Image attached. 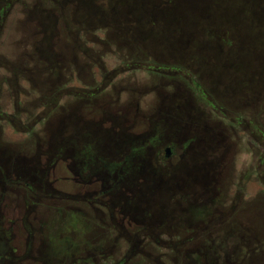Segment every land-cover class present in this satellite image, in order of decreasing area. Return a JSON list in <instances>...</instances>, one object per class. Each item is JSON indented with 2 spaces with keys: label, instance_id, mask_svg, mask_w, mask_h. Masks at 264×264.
<instances>
[{
  "label": "rangeland",
  "instance_id": "374dc122",
  "mask_svg": "<svg viewBox=\"0 0 264 264\" xmlns=\"http://www.w3.org/2000/svg\"><path fill=\"white\" fill-rule=\"evenodd\" d=\"M76 4H0L1 158L29 166L41 180L30 192L0 183V264H264V135L255 128H264L260 100L253 101L250 90L227 94L220 73L198 64L195 78L183 68L187 83L173 71H126L104 38L105 18L83 23ZM85 87L102 89L114 102L111 110L125 104L123 126L136 122L134 131L142 132L138 144L130 138L148 152L140 189L134 173L127 187L111 188L104 199L98 195L108 188L71 181L76 147H93L89 135L67 130L74 102L94 99ZM60 95L74 105L63 123L55 115ZM59 126L68 144L62 154L54 135ZM162 139L174 148L171 161L163 151L156 159L149 148ZM109 142L112 156L115 142ZM2 166L7 171L10 164ZM125 200L121 220L118 206ZM98 207L106 216L110 211L112 221ZM70 214H79L77 225Z\"/></svg>",
  "mask_w": 264,
  "mask_h": 264
},
{
  "label": "trees",
  "instance_id": "16d2710c",
  "mask_svg": "<svg viewBox=\"0 0 264 264\" xmlns=\"http://www.w3.org/2000/svg\"><path fill=\"white\" fill-rule=\"evenodd\" d=\"M76 3L81 22L103 23L105 18L104 38L114 47L126 71H173L187 83L184 69L189 68L190 76L195 78L198 64L220 73L227 94L235 90L247 94L250 90L252 100H260L264 112V0ZM94 5L105 7L95 9ZM250 72L254 73L252 77ZM255 128L264 135V128Z\"/></svg>",
  "mask_w": 264,
  "mask_h": 264
},
{
  "label": "flooded vegetation",
  "instance_id": "af4514ba",
  "mask_svg": "<svg viewBox=\"0 0 264 264\" xmlns=\"http://www.w3.org/2000/svg\"><path fill=\"white\" fill-rule=\"evenodd\" d=\"M7 1L8 0H0V4L3 6ZM83 91L87 92V98L94 99L77 100L74 102V105H78V108L76 109V114H74L73 117L70 119L71 123L70 126L67 127V130L68 132H70V130H74L72 135H89L93 147L90 149L83 148L81 150L79 146L76 147V149L78 150V159L76 161L74 160V170L71 169V181L78 187L108 188V190H102L101 193H99L98 195V198L104 199L106 197H109L111 188L127 187V184L125 182L134 173V177H136L134 182L135 186L139 187L140 189L144 182L143 177L141 176L142 174L139 173L142 171L143 159L144 157H146L148 152L146 151L147 148L144 149L135 145L138 144L139 139L141 138L140 134H142V132L134 131V129H136V122L134 123V125H130L129 128L127 126H123V124L127 123V106L123 104L118 107H113V110H111V107L108 105V103H112L113 100H109L106 98L104 99L105 95L104 97L101 96L102 89H98V93H95L94 90L85 87ZM58 98L59 100L56 105L55 115L57 116L56 119L59 118L62 121L61 123H63V117H66L68 109H70V107L74 105L69 101L67 102L65 99L66 97H64V95H60V97ZM42 102L45 104L44 100ZM99 113H103V116L99 117ZM120 114H124L123 120ZM138 116H140L139 105L138 103H136L135 118H137ZM60 126L59 128H57V131L56 133H54V135H56V138L58 140H61V143H63L59 151V153L62 154L68 144L65 143V139H63V128ZM128 129H131V131H129ZM72 135L70 134L67 136L71 138ZM131 136L133 137V139L131 138ZM130 138L135 144H132L133 142ZM123 139L127 140V143L123 141ZM135 139H137V141H134ZM163 139L161 140L162 142H158L157 145L154 142V146L156 147L150 146L149 148L153 152H155L156 159L158 156L161 155V152L163 151V158L168 161H171L173 157L174 148L167 145L165 146ZM110 140H114L115 143L113 145L116 147L112 152V156L110 155L112 149L109 148L112 144V142H109ZM121 140L124 142L122 145L120 144ZM144 140H149V138H145ZM1 152L2 153H0V167H3L2 164H4L5 166L10 164L9 169H7V171L5 169L3 170L0 168L1 184L5 186L9 183H15V185H17L19 189H23L24 192H30L32 188H36V185L40 187L41 180L36 178V175L32 177V173L36 174L37 172H32L29 166L27 168L25 165L19 168L18 164L16 166L13 164V162L10 163V158L9 161L5 163L1 158L4 151ZM56 152H58V149L57 151H55V153ZM23 160L26 161L24 164H29L30 159L24 158ZM67 168L69 169V166H67ZM68 179L69 178H67L66 180ZM36 182H38V184H35ZM94 194L95 191L91 193V196H93L91 198V203L95 202ZM109 202L110 201L107 200L104 203L108 204ZM113 205V207L116 208L119 204L115 203ZM126 205L127 202L125 200L124 205L118 206V212L121 220L126 218ZM92 208H94V205L92 206ZM96 209L102 217H105L103 219L112 221L110 211H108L107 217L106 213L98 211L100 207ZM105 210H108V208H106ZM71 216L75 224L77 225V217L79 216V214H70V217ZM136 216L137 215H134L135 219ZM135 219L133 220L136 221ZM151 226L154 225L151 224ZM82 228L83 225L80 224L78 228L80 230L75 229V232L78 235L82 234ZM156 245L161 246L159 243H156ZM1 253H5V250L2 249V243H0V254ZM4 260L5 259L1 258L0 262H3Z\"/></svg>",
  "mask_w": 264,
  "mask_h": 264
}]
</instances>
